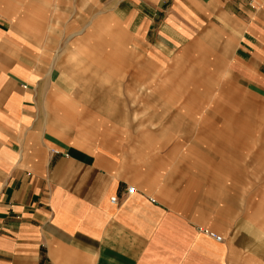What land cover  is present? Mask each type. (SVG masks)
Returning a JSON list of instances; mask_svg holds the SVG:
<instances>
[{
	"label": "crops",
	"instance_id": "1",
	"mask_svg": "<svg viewBox=\"0 0 264 264\" xmlns=\"http://www.w3.org/2000/svg\"><path fill=\"white\" fill-rule=\"evenodd\" d=\"M85 1L0 0V264H264V0Z\"/></svg>",
	"mask_w": 264,
	"mask_h": 264
},
{
	"label": "rangeland",
	"instance_id": "2",
	"mask_svg": "<svg viewBox=\"0 0 264 264\" xmlns=\"http://www.w3.org/2000/svg\"><path fill=\"white\" fill-rule=\"evenodd\" d=\"M81 4H82L81 10H79L78 15H77L79 28L81 27L77 34V39L79 41H85V42H96V41L101 40L102 31H101V27H98V26H100V23L102 22L101 20H103V18L99 14L100 12L97 11V9L95 8V5H93L92 3V0L82 2ZM91 5H92V9H90ZM248 6L253 10H257L260 7V3H257V1L248 0ZM91 11L93 15H95V17L90 18L91 15H89V12ZM87 21L88 23L91 22L90 23L92 25L91 30L83 33L86 30V28L82 26H84L85 23H87ZM92 21H95V23L93 24ZM67 37H68L67 35H64V34L62 35L63 40H67ZM233 89L235 88L233 87ZM234 94H235V97L238 98L236 103H237L239 110L241 109L242 105L244 106L249 105V102L251 104V106H249L247 111L243 112L242 115L238 114V116H241L242 118L244 117L245 118L244 120L247 122H254L257 125V127H260L261 124H264V97L263 96L258 97L256 91H254L252 96L245 97L244 96L245 91L243 89L240 90L238 88ZM258 132H260L261 135H256L257 133L255 130V136L253 140L254 141L253 155L255 156L254 157L255 160L261 162V161H264V147H263V141H262L264 139L263 138L264 132H263V129L259 130ZM263 164L257 168H254L255 175L258 173H261L260 175L263 176V170H264ZM251 180H252V184L246 187L238 186V189H241V191L245 195L253 192L252 193V195L254 196L253 200H258L259 203L256 202V204L260 207H264V200H263L264 198V178L258 176V177H254ZM241 200H242V197H241ZM253 212H255L253 216L254 225L258 226L260 224L261 227L264 228V208H259V210H255Z\"/></svg>",
	"mask_w": 264,
	"mask_h": 264
},
{
	"label": "built area",
	"instance_id": "3",
	"mask_svg": "<svg viewBox=\"0 0 264 264\" xmlns=\"http://www.w3.org/2000/svg\"><path fill=\"white\" fill-rule=\"evenodd\" d=\"M135 190H136L135 187H129L127 189V193L133 194L135 192ZM111 203L117 204L118 203V199L116 197L112 198L111 199ZM201 231L204 232L205 234H207L208 236H210L211 238H213L217 242H222L223 241V238L220 235H218V234H216V233H214L212 231L205 230V229H202Z\"/></svg>",
	"mask_w": 264,
	"mask_h": 264
}]
</instances>
